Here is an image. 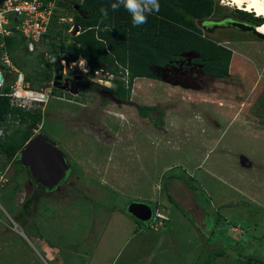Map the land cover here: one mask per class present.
<instances>
[{"label":"rangeland","instance_id":"rangeland-1","mask_svg":"<svg viewBox=\"0 0 264 264\" xmlns=\"http://www.w3.org/2000/svg\"><path fill=\"white\" fill-rule=\"evenodd\" d=\"M212 1L213 12L195 22L202 37L231 49L226 76L205 74L192 61L197 55L186 52L177 66H150L159 75L153 86L134 78L128 103L97 85L79 97L58 88L45 102L21 100L42 111L33 136L50 138L71 169L46 190L21 163L24 146L11 159L0 152V264L264 260V40L227 24H252L239 11L259 15ZM12 56L30 76L36 63L43 66L37 51ZM45 87L30 84L48 93ZM137 103L156 105L152 118L141 117ZM9 122L0 134L19 120ZM131 201L149 204L163 218L142 223L127 213ZM132 224L143 235L130 239ZM174 225L185 226L186 235Z\"/></svg>","mask_w":264,"mask_h":264},{"label":"trees","instance_id":"trees-1","mask_svg":"<svg viewBox=\"0 0 264 264\" xmlns=\"http://www.w3.org/2000/svg\"><path fill=\"white\" fill-rule=\"evenodd\" d=\"M112 2L114 0H60L58 3L55 16L72 17L73 22L80 26V30L75 35L66 34L64 31L70 24L65 22L63 23L64 28L52 31L49 36L54 42L60 36L58 44L52 49L54 54L62 52L69 60H74L81 54L87 59L92 70L104 68L118 73V65L121 64L129 72L127 88L123 85V81L117 79L115 87L112 88L80 79L78 88L80 94H85L97 85L118 100L128 103L134 78L158 79L159 75L152 72L150 66L160 68L166 65L177 66L176 62L184 59L183 53L186 52H193L197 55L192 58V61L200 64L205 74L215 77L227 75L231 49L202 37L195 22L196 19H203L213 12L212 0H159L160 11L150 15L147 23L139 27L133 26L130 14L123 8L113 12L110 8ZM102 7L109 8L107 19L100 12ZM239 13L245 21L253 19L252 24L255 26L264 23L263 16L252 15L251 18L247 12L239 11ZM54 23L56 24V20ZM68 38L70 41L65 43L64 40ZM5 46L11 53L14 64L12 56L14 51L22 50L24 53H29L24 39L19 35L5 37ZM39 56L44 65L40 67V64L36 63L33 67L35 71L33 76L19 67L31 86L34 82H38L39 86H46L53 76L50 65L43 59L42 52ZM57 66L60 64L57 63ZM10 84L11 82L5 83L0 93V126L8 127L10 119L19 120V122L13 124L14 128L11 132H7V128H4L3 135L0 134V152L7 159H11L21 147L25 146L34 134L33 129L42 121V111L39 107L32 109L11 100L7 94ZM52 92L61 93L57 87H53ZM135 107L141 117L147 118H152V112L157 109L156 105L138 103ZM159 112L161 115L164 114L163 110ZM155 124L161 126L162 119ZM172 177L185 179L179 175ZM185 181L193 190L191 181ZM166 193L167 198L172 202L171 195L168 191ZM244 261L245 264H264L263 260L251 256L246 257Z\"/></svg>","mask_w":264,"mask_h":264},{"label":"built area","instance_id":"built-area-1","mask_svg":"<svg viewBox=\"0 0 264 264\" xmlns=\"http://www.w3.org/2000/svg\"><path fill=\"white\" fill-rule=\"evenodd\" d=\"M60 0H0V93L8 78L15 75L13 82L9 85L7 94L11 100L25 106L21 102L24 98L32 100H44L52 91L54 77L62 76V84L70 77L76 81L79 88L80 79L89 80L95 84L108 88L115 87V81H123V85L127 88L129 82V72L125 66L119 64L118 73L111 72L104 68H95L92 70L87 59L83 55H78L74 60L66 58L64 53L58 52L54 54L52 49L58 44L57 38L55 42L51 40L49 34L55 30V25L58 23L68 22L70 25L64 31L66 34L75 35L79 32L80 26L73 22L72 17L55 16ZM56 20V24L54 23ZM19 35L25 41V46L29 53L42 52L43 59L48 62L51 67L53 76L46 83V90L34 91L30 88V83L25 79L24 73L15 65L11 59L5 46V37ZM70 38L64 40L68 43ZM57 63L60 66H57ZM44 65V63H43ZM70 73V74H69ZM66 79V80H65ZM50 86V89L47 87ZM48 88V89H47ZM58 88V87H57ZM32 93L33 95L24 94ZM75 94V93H74ZM157 217L163 218L159 211L154 210L152 215L151 226L157 223Z\"/></svg>","mask_w":264,"mask_h":264},{"label":"water","instance_id":"water-1","mask_svg":"<svg viewBox=\"0 0 264 264\" xmlns=\"http://www.w3.org/2000/svg\"><path fill=\"white\" fill-rule=\"evenodd\" d=\"M227 24L243 31L251 32L264 40V35L256 30L255 25L239 21H228ZM61 79V75L55 76L53 85L58 88L62 87ZM19 157L22 165L28 167L35 179L48 189L58 185L66 177L67 171L70 169L64 153L52 143L50 138L41 132L26 142ZM1 175L0 171V178ZM126 210L128 214H131L141 222L149 221L152 215V207L141 201H131L128 203Z\"/></svg>","mask_w":264,"mask_h":264},{"label":"clouds","instance_id":"clouds-1","mask_svg":"<svg viewBox=\"0 0 264 264\" xmlns=\"http://www.w3.org/2000/svg\"><path fill=\"white\" fill-rule=\"evenodd\" d=\"M110 8L113 12L123 8L125 11H127L130 14L133 26L139 27L147 23L148 17L150 15L154 13H158L160 11V2L159 0H114V2L110 4ZM100 12L105 19L108 18L109 16L108 7H102L100 9ZM37 101L44 102V100H37ZM25 106L29 108L27 104H25ZM154 210L155 209L152 208V215L154 213ZM151 218L149 221H147V223H152L150 222Z\"/></svg>","mask_w":264,"mask_h":264},{"label":"bare ground","instance_id":"bare-ground-1","mask_svg":"<svg viewBox=\"0 0 264 264\" xmlns=\"http://www.w3.org/2000/svg\"><path fill=\"white\" fill-rule=\"evenodd\" d=\"M227 2L243 10L254 11L257 15L264 17V0H228ZM260 26H256V30L264 35V23Z\"/></svg>","mask_w":264,"mask_h":264},{"label":"flooded vegetation","instance_id":"flooded-vegetation-1","mask_svg":"<svg viewBox=\"0 0 264 264\" xmlns=\"http://www.w3.org/2000/svg\"><path fill=\"white\" fill-rule=\"evenodd\" d=\"M65 78H67L68 80L66 81V82H64L63 83V85H62V87H60V90L61 91H63L64 93L63 94H65V95H68V96H77V97H79L80 96V93H79V91H78V87H77V83H76V81L75 80H73L72 78H70V77H65ZM66 80V79H65ZM105 91V90H104ZM105 92H107V91H105ZM75 93V94H74ZM66 159V158H65ZM21 161V160H20ZM68 163V162H67ZM69 164V163H68ZM70 165V164H69ZM70 169H71V165H70ZM69 169V170H70ZM69 170L67 171V174H66V177H67V175H68V172H69ZM31 171V170H30ZM32 173V172H31ZM32 176H33V178L35 179V177H34V175H33V173H32ZM65 177V178H66ZM35 181H36V183L37 184H39L40 185V187L41 188H43V189H46V190H52V189H48L47 187H45V186H43L42 184H40L36 179H35Z\"/></svg>","mask_w":264,"mask_h":264},{"label":"crops","instance_id":"crops-1","mask_svg":"<svg viewBox=\"0 0 264 264\" xmlns=\"http://www.w3.org/2000/svg\"><path fill=\"white\" fill-rule=\"evenodd\" d=\"M140 80L141 81V83H143V84H140L141 86H144V85H154V83L152 82V79L151 78H149V77H138V78H136L135 79V81L136 80ZM142 79V80H141ZM171 227H172V225H171ZM176 227V230L178 229V227H181V229H183V231H184V234H185V226H178V225H174V227L173 228H175ZM130 230H131V233H132V235L129 237L130 239H133V237H135L136 235H139V236H141V235H143L142 233L143 232H145V231H143L144 229H143V227H142V231L140 232V231H137V228H136V226L134 225L133 226V224L132 225H130ZM172 228V229H173ZM133 229V230H132ZM191 232H192V230H191ZM189 233V232H188ZM145 234V233H144ZM175 234H176V232H175ZM186 235V234H185ZM190 236H191V234H190ZM179 243V242H178ZM176 244H177V242H176ZM207 246L206 247H204L203 248V253L204 252H207ZM200 257V255H198L197 256V258H199ZM197 260H199V259H197ZM264 261V260H263ZM162 263V262H161Z\"/></svg>","mask_w":264,"mask_h":264}]
</instances>
